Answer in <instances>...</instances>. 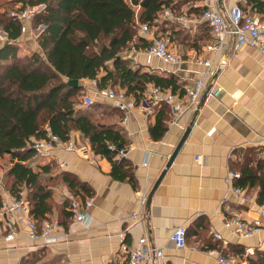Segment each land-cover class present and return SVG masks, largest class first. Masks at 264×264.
I'll return each mask as SVG.
<instances>
[{
    "label": "crops",
    "instance_id": "crops-1",
    "mask_svg": "<svg viewBox=\"0 0 264 264\" xmlns=\"http://www.w3.org/2000/svg\"><path fill=\"white\" fill-rule=\"evenodd\" d=\"M173 4L168 16L162 14L165 30L158 36L165 34L172 39L170 42L184 63L166 65L157 58H149L144 47L129 49L125 54L145 72L175 77L184 93L195 81L203 80L204 94L213 76L209 77L207 68L198 65L196 60L212 56L217 66L223 62L224 68L205 102L199 109L196 105L178 116L164 101L154 104L146 96L137 102V110L131 113L128 122L122 124V113L112 102L96 96L100 102L96 111L108 119L99 122L116 123L129 140L125 158L133 166L136 184L113 179L110 162L95 154L78 132L72 133L71 140L83 147L82 152L61 147L41 160L30 157L27 161L33 167L52 166L45 178H53L50 185L54 205L50 217L43 223L57 222L61 228L56 234L61 238L53 244H46L41 236L31 239L26 216L0 214V264H24L33 252L41 255L37 264H126L127 254L122 247L135 249L143 237L149 246L163 249L168 264H224L219 261V255H232L246 246L257 249L260 239L264 238V227L259 236H235L225 227L223 208L229 203L242 209L246 218L256 219L264 207L258 201V185L241 187L248 197L241 202L229 193L225 181L229 171L239 172L240 165L250 160L261 168L259 173L264 170V54L250 45L236 50L233 35H228L215 52L208 50L207 45L216 42L202 14L213 4L227 18L234 5L258 20L264 21V13L258 12L249 0H174ZM31 25L17 40L19 56L42 51L37 38L44 29L42 25L38 28ZM140 35L150 43L148 35ZM7 41V34L0 27V50ZM79 83L83 94L93 89L89 79ZM103 104L112 109H104ZM160 104L169 107L167 130L161 139L155 140L150 127L155 123ZM188 128L187 138L166 168ZM7 165L8 161L5 166L0 165L2 180ZM64 174L76 176L93 190L90 209L93 219L88 226L76 221L71 213L66 214L65 209L69 211V207L63 206L67 200L70 204L73 194L62 180ZM12 196L2 182L1 202H8ZM137 214L140 216L134 218ZM180 226L187 229V245L182 249L171 239ZM11 229L14 239L7 241ZM41 230L42 225L38 227L39 235ZM217 233L222 235L221 240L215 238Z\"/></svg>",
    "mask_w": 264,
    "mask_h": 264
},
{
    "label": "trees",
    "instance_id": "trees-1",
    "mask_svg": "<svg viewBox=\"0 0 264 264\" xmlns=\"http://www.w3.org/2000/svg\"><path fill=\"white\" fill-rule=\"evenodd\" d=\"M249 1L258 12L264 13V0ZM16 2L20 5L12 2L2 10L0 7V27L8 40L0 50V159L4 160V166L8 161L2 182L13 194L23 187L27 189L30 214L40 227L50 217L54 205L50 185L53 178H45L52 166L33 167L27 160L33 157L32 143L46 138L48 130L63 141H68L73 132L80 133L95 154L110 162L113 179L136 184L133 166L126 158H118L117 149L129 145L123 129L116 123L99 122L81 105L82 85L70 86L69 80H96L98 89L125 90L136 102L146 97L149 84L172 93L184 94V90L175 77L145 72L125 54L129 49L149 46L139 33L140 24H147L158 38H168L158 33L165 30L162 14L173 9L174 0ZM40 4L45 7L35 14L32 25L45 26L37 38L42 51L19 56L21 22L11 12ZM158 106L161 108L150 127L155 140L161 139L167 130L169 108L165 104ZM252 162L240 165L236 182L242 188L258 185V201L264 204V170L259 173L261 168ZM62 180L71 194L82 201L93 196L90 186L76 176L64 174ZM63 207H69L68 200ZM234 255L242 256L246 264H264V251L259 249L246 256L244 249ZM40 259V252H33L24 264H37Z\"/></svg>",
    "mask_w": 264,
    "mask_h": 264
},
{
    "label": "built area",
    "instance_id": "built-area-1",
    "mask_svg": "<svg viewBox=\"0 0 264 264\" xmlns=\"http://www.w3.org/2000/svg\"><path fill=\"white\" fill-rule=\"evenodd\" d=\"M216 1V0H213ZM45 7L44 4L37 6H29L25 9H15L11 12V16L21 22V32H25L29 24L32 23L36 13L41 11ZM169 10L163 12V16L166 17L169 14ZM202 19L208 25L212 37L215 40V44L207 45V49L210 51H216L219 45L224 41L228 35L235 37V49L239 50L244 46L250 45L259 49L264 54V21L258 20L253 16L247 15L239 5H234L230 11L229 17H225L217 8L216 5L208 6L202 14ZM180 20L187 24L184 17H180ZM153 30L147 24H140L139 33L148 35L150 44L146 49L149 58H157L159 61L166 65H180L184 63V59L179 55L168 38H158ZM198 65L205 66L207 68V74L211 77L216 68V64L211 57L205 59L196 60ZM93 89L85 92L82 98V104L84 107H90L94 104L93 95L102 96L109 99L113 106L122 113L121 123L125 124L135 110H137V102L135 97L125 90H116L108 87L103 89L97 88V81L90 80ZM205 82L203 80H197L193 85L186 88L184 94L179 93H165L159 87L149 84L146 96L151 98L154 104H159L164 101L171 106L174 115L184 114L190 107L198 105L199 100L203 94L205 88ZM165 93V94H164ZM151 112V110L149 111ZM63 147L67 151H83V147H79L75 142L71 140L63 141L57 134L48 130L47 137L36 140L31 145L33 151V158L37 160L44 159L52 154L55 148ZM118 158L123 159L127 156L128 148H119ZM146 164V161H144ZM240 177V173L236 171H229L225 177V181L228 185V191L235 197L239 198L241 202L248 200L244 189L235 185L234 181ZM2 179L0 178V184ZM144 203V200L142 201ZM93 206L92 198H87L82 201L76 196L70 198L69 211L72 217L88 226L92 223V215L90 209ZM225 213V227L235 236L242 238H252L259 236L264 227V207L260 211L259 218L248 219L245 217L243 210L240 208L232 207L229 203L224 205ZM1 216L11 217L14 215H24L29 227V236L31 239L39 238L44 239L46 244H53L61 238L56 234L57 230L61 227L57 222L46 221L42 224V230L39 235L38 226L36 221L30 214V206L27 199V189L21 188L17 193H14L12 198L8 202H4L0 206ZM140 215H134V218H138ZM187 236V229L185 226H180L174 230L171 239L174 241L177 248H185ZM217 240L222 239V235L215 234ZM14 239V231L11 229L10 234L6 237V240ZM257 249L264 251V238H261ZM122 250L127 254L126 264H168L163 249L154 248L148 245L145 237L139 240L138 247L135 249H129L126 246L122 247ZM254 249L251 246L244 248V256L253 253ZM219 261L224 264H246L242 256L237 255H219Z\"/></svg>",
    "mask_w": 264,
    "mask_h": 264
},
{
    "label": "water",
    "instance_id": "water-1",
    "mask_svg": "<svg viewBox=\"0 0 264 264\" xmlns=\"http://www.w3.org/2000/svg\"><path fill=\"white\" fill-rule=\"evenodd\" d=\"M44 28H45V26L42 25L41 26V29H44ZM223 68H224V63L221 62L217 66V68H216V70H215L212 78L210 79V81H209V83L207 85V88H206V90H205V92H204V94H203V96H202V98H201V100H200V102H199V104L197 106V109H199L203 105V103L205 102L208 94L211 92V90H212V88L214 86V83H215L216 79L218 78L219 74L221 73V71L223 70ZM68 84L70 86L77 87L79 85V80L71 79V80L68 81ZM188 133H189V128L186 130V132L183 135L182 139L178 143L175 151L171 154L170 159H169V161L167 163L166 168L170 167V165L172 164V162H173V160H174V158H175V156H176L179 148L182 146V144L184 143L185 139L187 138ZM161 177H162V175H161ZM161 177L159 178V180L161 179ZM158 183H159V181H158Z\"/></svg>",
    "mask_w": 264,
    "mask_h": 264
},
{
    "label": "rangeland",
    "instance_id": "rangeland-1",
    "mask_svg": "<svg viewBox=\"0 0 264 264\" xmlns=\"http://www.w3.org/2000/svg\"><path fill=\"white\" fill-rule=\"evenodd\" d=\"M17 0H0V7H1V10L4 8V7H6V5H8V7L10 6V3H12V2H15L16 4H15V6H19L20 4H18L17 2H16ZM128 1V0H127ZM12 7V6H11ZM15 10V9H14ZM30 27H33V28H38V27H40V26H36V25H31ZM171 43V42H170ZM83 96V93H81V97H80V99H81V101H82V97ZM96 96L97 95H93V99H94V105L93 106H91V107H85L86 109H89V111L90 112H92L94 115H95V117H97V119L98 120H104L105 122L106 121H108V119L106 118V117H104V116H102L101 114H100V112H97L96 110H97V108H98V105H100V102H98V100H97V98H96ZM81 105H82V103H81ZM104 106H103V108L104 109H112V107L111 106H108V105H105V104H103ZM84 107V106H83ZM95 110V111H94ZM4 164V162L2 161V160H0V165L2 166ZM4 166V165H3ZM2 166V167H3Z\"/></svg>",
    "mask_w": 264,
    "mask_h": 264
}]
</instances>
